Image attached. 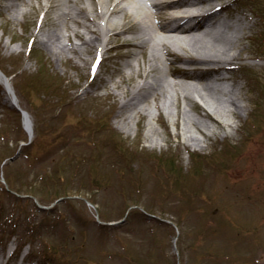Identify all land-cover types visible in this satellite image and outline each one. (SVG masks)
I'll use <instances>...</instances> for the list:
<instances>
[{
    "label": "rangeland",
    "instance_id": "374dc122",
    "mask_svg": "<svg viewBox=\"0 0 264 264\" xmlns=\"http://www.w3.org/2000/svg\"><path fill=\"white\" fill-rule=\"evenodd\" d=\"M31 2L42 4L37 14L8 26L0 0L10 86L0 81V256L18 245L10 262L27 253L23 264H264V0L231 4L250 24L238 45L248 66H235L243 107L218 123L203 111H159L151 97L155 117L137 113L130 129L121 126L130 113L119 116L107 96L128 89L109 78L126 60L119 50L97 68L88 49L78 63L72 51L59 60L34 41L47 0Z\"/></svg>",
    "mask_w": 264,
    "mask_h": 264
},
{
    "label": "bare ground",
    "instance_id": "6f19581e",
    "mask_svg": "<svg viewBox=\"0 0 264 264\" xmlns=\"http://www.w3.org/2000/svg\"><path fill=\"white\" fill-rule=\"evenodd\" d=\"M234 2L238 0H47L45 17L34 41L53 51L59 60L68 52L76 53V58H67L74 63L78 58L83 60L81 53L85 49L97 53L101 61L104 52L119 50L116 57L126 60L123 64L117 62L109 78L119 75L128 89L123 98L118 92L107 96L113 98L119 116L130 113L121 120L123 129L131 128L137 113L155 117V110L146 105L151 97L158 99L155 108L159 111L170 115L203 111L220 123L217 115L224 114L227 108L243 107L235 66H248L239 62L245 47L238 45L250 37L243 31L250 24L245 23L247 14L243 8L231 5ZM1 4L8 26L21 21L22 14L32 11L35 16L42 7L31 0H1ZM68 31L79 41L73 40ZM15 42L13 39L9 44ZM124 47L131 49L124 51ZM140 57L145 65L139 62ZM179 61L183 63L177 64ZM228 79L232 86L223 83ZM0 81L10 87L9 79L1 72ZM171 87L183 94L187 105L179 103ZM191 121L196 127L210 129L201 121ZM9 259L0 256V264H23L25 260Z\"/></svg>",
    "mask_w": 264,
    "mask_h": 264
},
{
    "label": "trees",
    "instance_id": "16d2710c",
    "mask_svg": "<svg viewBox=\"0 0 264 264\" xmlns=\"http://www.w3.org/2000/svg\"><path fill=\"white\" fill-rule=\"evenodd\" d=\"M170 169L169 170H171V171H174L175 173L177 172V165H176V163H175V160L173 159L170 163ZM167 165H168V163H167ZM169 166V165H168ZM45 173V172H44ZM46 174V175H45ZM45 174H41V176H42V178L43 177H45V176H47L48 174L47 173H45ZM52 177V176H51ZM7 178V180L8 181H10L11 182V180H10V178L7 176L6 177ZM54 178V177H53ZM12 188V187H11ZM13 189V188H12ZM14 190V189H13ZM15 191H17V192H19L18 190H15Z\"/></svg>",
    "mask_w": 264,
    "mask_h": 264
}]
</instances>
